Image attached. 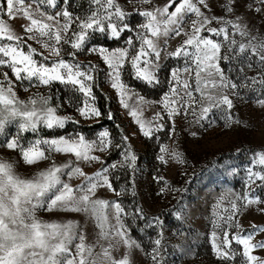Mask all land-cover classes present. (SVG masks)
Returning <instances> with one entry per match:
<instances>
[{"label":"snow or ice","instance_id":"snow-or-ice-1","mask_svg":"<svg viewBox=\"0 0 264 264\" xmlns=\"http://www.w3.org/2000/svg\"><path fill=\"white\" fill-rule=\"evenodd\" d=\"M101 74L137 126L126 134L116 124L119 139L108 128L89 137L82 127L115 119L110 105L96 103ZM156 90V99L143 94ZM249 94L264 118V0H0V149L16 153L0 155V264H168L164 220L101 193L137 195V133L158 144L156 195L187 192L160 174L188 163L178 121L193 138L249 127L235 111ZM22 166L36 171L22 175ZM52 213L78 219L42 215ZM250 213L261 221L246 224ZM170 214L183 225L194 210ZM212 216L217 264H264V148L252 152L244 191L221 195ZM133 224L155 230L150 249Z\"/></svg>","mask_w":264,"mask_h":264},{"label":"rangeland","instance_id":"rangeland-1","mask_svg":"<svg viewBox=\"0 0 264 264\" xmlns=\"http://www.w3.org/2000/svg\"><path fill=\"white\" fill-rule=\"evenodd\" d=\"M133 23L139 22V18H134ZM259 23V21H257ZM119 43H123L122 41ZM175 43V42H173ZM117 44V43H116ZM119 46L118 44L115 46ZM84 59V57H81ZM93 62H98L94 57H89ZM101 69L104 68L102 62H98ZM100 87L95 89L97 95V105L107 108L109 105L116 113L114 120L102 119L99 123L94 121L82 122V127L86 135L94 136L103 128H108L116 139H119V130L116 124L128 134L137 130V126L132 122V118L126 114V110L121 108L118 99L115 97L114 90L110 87L109 82L103 74L98 78ZM60 87V86H57ZM56 92V89H53ZM63 94L62 91L60 93ZM150 98H158V90L143 93ZM112 97L106 100L105 97ZM129 101V103H133ZM103 110V109H102ZM71 112V109L68 110ZM241 118L249 122V127H238L231 131H225L220 127L210 130L199 137L193 138L187 135L182 129L186 125L178 121L177 132L180 137L179 148L186 154L188 163L184 166L171 165L161 171V175L170 180L176 187L188 188L187 192H173L167 197H159L156 191L159 187L152 177L156 174L159 167L155 156L159 151L158 144L155 140H149L139 133L131 138V143L136 155L137 174H136V191L137 195L133 197L131 190L121 197H116L109 192H103L101 195L106 199H119L128 210L132 206L140 205L149 216L159 215L165 222V235L167 237L168 251L166 259L168 264H217L212 252L208 239L211 232L213 219V205L221 195H226L229 189L234 193L244 191L245 168L248 165L252 152L264 148V118L261 117L260 111L256 106L255 94H249L247 102H238L235 110ZM145 118L151 117V112L144 113ZM90 125V127H89ZM71 130V128H69ZM14 131V128L12 129ZM28 138L31 139L30 134ZM3 137L0 136V141ZM161 143L172 145V141L166 137L161 138ZM237 149H240L237 152ZM0 155H11L15 158L16 153L5 152L0 149ZM112 159H119L118 155L113 152ZM44 165H40L43 167ZM235 167L238 172L230 174L231 168ZM22 175H31L35 168L22 166L19 168ZM187 175H184V173ZM131 176L128 173H121V180L116 183L119 188ZM227 203V201H225ZM190 206L194 210L190 221L179 224L170 214L179 206ZM48 220H65L78 219L74 214L52 213L42 214ZM261 217L255 213H250L245 221H261ZM143 224H141V227ZM179 228L184 235L175 236L172 234L173 229ZM134 235L140 239L146 248L151 247L149 237L155 238V230H145L141 232L133 224ZM191 251L185 252L183 249L189 248ZM143 264H151L147 258H143Z\"/></svg>","mask_w":264,"mask_h":264},{"label":"trees","instance_id":"trees-1","mask_svg":"<svg viewBox=\"0 0 264 264\" xmlns=\"http://www.w3.org/2000/svg\"><path fill=\"white\" fill-rule=\"evenodd\" d=\"M77 3L83 4L84 6H86L87 5V0H77ZM116 45L117 44L115 42H113V41H107V43H106V46H109V47H115ZM144 93H147V92H144ZM102 109H104L103 105H102ZM69 128H71V127H69Z\"/></svg>","mask_w":264,"mask_h":264}]
</instances>
